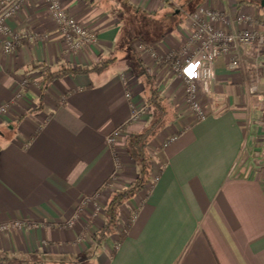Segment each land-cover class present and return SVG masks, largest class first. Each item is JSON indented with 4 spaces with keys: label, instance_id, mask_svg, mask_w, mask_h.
Here are the masks:
<instances>
[{
    "label": "crops",
    "instance_id": "crops-1",
    "mask_svg": "<svg viewBox=\"0 0 264 264\" xmlns=\"http://www.w3.org/2000/svg\"><path fill=\"white\" fill-rule=\"evenodd\" d=\"M60 2L94 32L95 46L72 54L44 0H29L9 21L21 37L12 54L0 36V108L10 104L0 115V226H31L0 232V264H264V56L260 67L245 48L216 61L204 121L195 119L182 80L163 61L182 50L188 16L201 4L250 15L258 31L264 11L240 0H128L134 8L122 12L98 0ZM135 54L180 117L148 147V187L120 209L125 240L116 235L99 244L107 204L139 175L127 137L151 121ZM235 55L238 70L230 67ZM103 62L101 72L69 74L44 88V67ZM136 110L142 116L132 121Z\"/></svg>",
    "mask_w": 264,
    "mask_h": 264
},
{
    "label": "built area",
    "instance_id": "built-area-1",
    "mask_svg": "<svg viewBox=\"0 0 264 264\" xmlns=\"http://www.w3.org/2000/svg\"><path fill=\"white\" fill-rule=\"evenodd\" d=\"M28 1H0V36L3 38V51L6 54H12L19 46L21 39L18 34L11 31L9 21L22 10ZM44 3L58 28L64 45L72 54L78 55L86 48L96 45L98 38L94 32L70 16L60 0H44ZM255 24V19L250 15L221 13L208 4L199 5L188 16V30L182 50L178 53L169 52L163 60L166 61L173 74L182 80L186 104L197 121H204L208 116L204 108V98L206 95L208 96L215 81V63L219 58L237 54L241 48H245L254 53L257 66L260 67L261 59L264 56V29L263 31L254 29ZM226 25H230L232 28L226 30L223 28ZM140 50L146 51L152 58L155 57L154 51L151 49L145 50L143 46H140ZM230 67L232 70L240 69V57L235 55ZM258 90V85L254 84L251 92L255 94ZM127 96L129 98L131 95ZM18 97H22L21 93ZM9 108V104L3 105L0 108V113L6 114ZM142 112L136 110L132 121H138ZM118 136L119 131H115L109 138V143L114 144ZM175 139L176 137H172L170 141ZM262 173L264 179V161ZM158 181L159 176L157 175L152 180V186ZM99 211L98 209V213ZM24 228L30 230L31 226L14 222L0 226V232L10 233Z\"/></svg>",
    "mask_w": 264,
    "mask_h": 264
},
{
    "label": "trees",
    "instance_id": "trees-1",
    "mask_svg": "<svg viewBox=\"0 0 264 264\" xmlns=\"http://www.w3.org/2000/svg\"><path fill=\"white\" fill-rule=\"evenodd\" d=\"M261 8L258 0H240ZM100 3L109 4L114 11H120V7L134 8L128 0H98ZM264 11V9H262ZM122 12V11H120ZM136 73L142 80L146 90L145 102L150 109L151 121L139 133L131 134L126 140V151L139 167V175L129 188L118 192L107 204L105 209L104 225L96 235L99 244L105 243L112 236L118 235L120 242L126 238L124 232H120V209L137 195L143 192L149 185L153 174V157L150 155L148 147L152 140L165 130L171 123L179 119V112L168 97L160 95L158 82L151 70L147 68L141 57L135 54ZM107 63H100L92 69L64 67L58 72H52L48 68H43L45 74L46 89L50 83L61 79L66 75L88 74L89 72H101ZM162 170L159 172L161 174Z\"/></svg>",
    "mask_w": 264,
    "mask_h": 264
},
{
    "label": "rangeland",
    "instance_id": "rangeland-1",
    "mask_svg": "<svg viewBox=\"0 0 264 264\" xmlns=\"http://www.w3.org/2000/svg\"><path fill=\"white\" fill-rule=\"evenodd\" d=\"M128 23V22H127ZM138 26L139 27H142L143 26V30H147L148 29V25H141L140 23H138ZM170 28V27H169ZM124 37H126V35L124 36ZM123 46L124 47H126V48H128V50H130L129 48H130V45L128 46V44H127V42H126V38H124L123 39ZM174 52V51H173ZM179 51H177V52H174V53H178ZM141 56L143 55V52L142 53H140V52H138ZM154 54H155V57H153V59H158V57H157V54L155 53V51H154ZM139 55V56H140ZM147 55H149V54H147ZM164 61V64L166 65V61L165 60H163ZM169 70H170V68H168ZM170 72L173 74V72L170 70ZM176 76V75H175ZM156 77V76H155ZM157 82H158V80H157ZM27 85V81H25V83L23 84V88H25V86ZM182 86H183V88H184V85H183V83H182ZM159 87V86H158ZM185 90V89H184ZM23 93H25V90H24V92ZM22 93V94H23ZM165 97H167V96H165ZM21 97H19V98H17V99H20ZM169 98V97H168ZM170 99V98H169ZM172 102V101H171ZM146 103V102H145ZM173 103V102H172ZM174 104V103H173ZM147 106V105H146ZM9 107H10V104H9ZM174 107H175V109L177 110V108H176V106H175V104H174ZM148 108V107H147ZM148 111L150 112V109L148 108ZM178 111V110H177ZM5 113H0V115H4Z\"/></svg>",
    "mask_w": 264,
    "mask_h": 264
},
{
    "label": "water",
    "instance_id": "water-1",
    "mask_svg": "<svg viewBox=\"0 0 264 264\" xmlns=\"http://www.w3.org/2000/svg\"><path fill=\"white\" fill-rule=\"evenodd\" d=\"M260 2L261 8L264 9V0H258Z\"/></svg>",
    "mask_w": 264,
    "mask_h": 264
}]
</instances>
